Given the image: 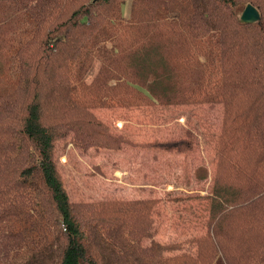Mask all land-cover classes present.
<instances>
[{
  "label": "trees",
  "instance_id": "obj_1",
  "mask_svg": "<svg viewBox=\"0 0 264 264\" xmlns=\"http://www.w3.org/2000/svg\"><path fill=\"white\" fill-rule=\"evenodd\" d=\"M203 104L224 107L205 233L156 240V198H70L61 142L139 146L94 108ZM0 264H264V0H0Z\"/></svg>",
  "mask_w": 264,
  "mask_h": 264
},
{
  "label": "rangeland",
  "instance_id": "obj_2",
  "mask_svg": "<svg viewBox=\"0 0 264 264\" xmlns=\"http://www.w3.org/2000/svg\"><path fill=\"white\" fill-rule=\"evenodd\" d=\"M123 8L126 15L128 5ZM92 111L112 133H121L139 146L125 144L117 150L90 147L83 152L71 143L66 146L61 142L56 156L70 198L87 202L156 198V240L178 243L205 233L210 210L207 195L218 157L215 141L205 132L210 129L218 138L224 107L116 106ZM175 138L193 139V148L182 153L146 146Z\"/></svg>",
  "mask_w": 264,
  "mask_h": 264
},
{
  "label": "water",
  "instance_id": "obj_3",
  "mask_svg": "<svg viewBox=\"0 0 264 264\" xmlns=\"http://www.w3.org/2000/svg\"><path fill=\"white\" fill-rule=\"evenodd\" d=\"M240 18L243 23H256L261 20L259 10L250 3L246 5Z\"/></svg>",
  "mask_w": 264,
  "mask_h": 264
}]
</instances>
